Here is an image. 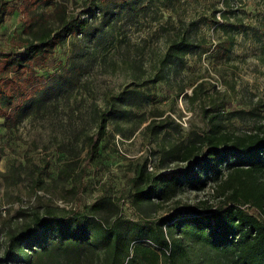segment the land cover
I'll use <instances>...</instances> for the list:
<instances>
[{"label": "trees", "instance_id": "1", "mask_svg": "<svg viewBox=\"0 0 264 264\" xmlns=\"http://www.w3.org/2000/svg\"><path fill=\"white\" fill-rule=\"evenodd\" d=\"M218 1L224 7L214 4L208 21L223 32L213 43L200 35L201 21L177 14L184 0H80L72 7L68 0H0V125L12 131L25 119L55 108L81 83L85 58L131 41L126 25L146 31L141 45L148 35L159 33L161 53L149 66L131 64V81L95 106L94 129L85 134V154L79 158L80 174H75L74 156L58 172L57 180L83 186L88 169L99 162L109 125L137 117L138 123L145 122L146 115L132 107L155 98L152 87L168 67L183 69L188 55L210 52L217 60L230 55L241 24L230 21L237 15L230 0ZM157 2L158 16L151 14ZM16 10L20 28L4 43L3 24ZM156 20L160 23L154 28ZM66 45L64 60L56 51ZM198 94L194 89L191 98ZM232 106L227 102L223 113L238 116L242 110ZM223 113L209 115L204 132L189 130L168 144L165 139L171 131L180 133V124L162 112L151 115L144 131L163 141L160 157L152 169L148 157L132 162L128 178L131 206L139 217L127 215L120 198L109 193L83 208L21 206L16 217L22 222L6 232L0 264H199L191 262V243L207 247L211 264H264V126L228 130ZM210 183L220 189L218 204L203 201L187 211L158 213L187 188L200 191ZM33 186L38 196L44 179L36 178Z\"/></svg>", "mask_w": 264, "mask_h": 264}, {"label": "rangeland", "instance_id": "2", "mask_svg": "<svg viewBox=\"0 0 264 264\" xmlns=\"http://www.w3.org/2000/svg\"><path fill=\"white\" fill-rule=\"evenodd\" d=\"M78 1L68 0L70 7ZM229 2L237 9V15L230 21L241 24L239 31H235L236 43L230 55L218 60L210 52L203 53L201 57L188 55L183 69L168 67L165 77L152 87L155 98L142 106L132 107L133 112L146 115L145 122L138 123L137 117L109 125L99 162L88 169L83 186L78 188L75 180H57L58 172L66 160L74 156L75 174H80L79 158L85 154V134L94 129L95 106L103 104L107 94L123 89L131 81V64L143 61L149 66V60L161 53L164 45L159 33L148 35L145 45H141L139 43L143 42L142 37H146V31H135L136 26L126 25L130 42H122L105 55L92 47L87 48L95 53L85 58L87 63L82 70L81 83L71 94L60 99L55 108L25 119L12 131H6L0 125V256L6 232L22 222L16 217V210L21 206L83 208L97 196L109 193L120 198L127 215L139 217L131 206L128 178L133 175L132 162L148 157L150 168L160 157L163 141L149 138L144 131L154 113L162 112L180 124V133L171 131L165 139L166 144L169 140L182 139L189 130L204 132L209 128L208 116L226 112L229 101L233 108L242 111L238 116L223 113L226 129L243 132L264 126V0ZM15 3L19 4L18 1ZM214 4L218 8L224 7L218 0H184L177 14L185 19L201 21L200 35H204L208 42L216 43L223 29L215 28L208 21ZM158 7L157 2L152 15L158 16L155 12ZM20 17L19 10L7 16L3 24L4 43L20 28ZM157 20L153 23L154 28L160 23ZM68 50L67 45L57 49V56L65 60ZM194 89L199 92L196 99L191 98ZM176 165L178 163L172 164ZM11 167L12 176L7 178L6 173ZM39 177L44 179L45 187L37 196L33 185ZM213 183L200 191L187 188L165 203L158 213L187 211L191 205L201 207L203 201L218 204L219 188ZM191 249V262L211 264L212 253L207 247L191 243Z\"/></svg>", "mask_w": 264, "mask_h": 264}, {"label": "built area", "instance_id": "3", "mask_svg": "<svg viewBox=\"0 0 264 264\" xmlns=\"http://www.w3.org/2000/svg\"><path fill=\"white\" fill-rule=\"evenodd\" d=\"M150 168L152 169L153 167H150ZM248 210H249L250 212H252V213H255V214L260 215L259 211H258L257 209H255V208H250V207L248 206Z\"/></svg>", "mask_w": 264, "mask_h": 264}]
</instances>
